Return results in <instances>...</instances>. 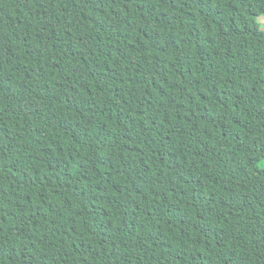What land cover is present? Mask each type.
<instances>
[{
    "label": "trees",
    "instance_id": "trees-1",
    "mask_svg": "<svg viewBox=\"0 0 264 264\" xmlns=\"http://www.w3.org/2000/svg\"><path fill=\"white\" fill-rule=\"evenodd\" d=\"M264 0H0V264H264Z\"/></svg>",
    "mask_w": 264,
    "mask_h": 264
},
{
    "label": "rangeland",
    "instance_id": "rangeland-1",
    "mask_svg": "<svg viewBox=\"0 0 264 264\" xmlns=\"http://www.w3.org/2000/svg\"><path fill=\"white\" fill-rule=\"evenodd\" d=\"M258 22L261 25V28L264 29V18H259ZM252 109L255 113H258L264 109V97L259 98L253 105Z\"/></svg>",
    "mask_w": 264,
    "mask_h": 264
}]
</instances>
